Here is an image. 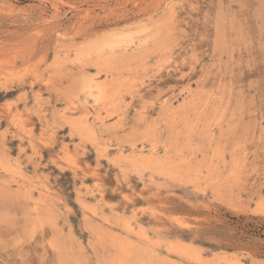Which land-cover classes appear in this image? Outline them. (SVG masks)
Returning a JSON list of instances; mask_svg holds the SVG:
<instances>
[{
    "label": "rangeland",
    "instance_id": "obj_1",
    "mask_svg": "<svg viewBox=\"0 0 264 264\" xmlns=\"http://www.w3.org/2000/svg\"><path fill=\"white\" fill-rule=\"evenodd\" d=\"M117 260L264 264V0H0V264Z\"/></svg>",
    "mask_w": 264,
    "mask_h": 264
},
{
    "label": "bare ground",
    "instance_id": "obj_2",
    "mask_svg": "<svg viewBox=\"0 0 264 264\" xmlns=\"http://www.w3.org/2000/svg\"><path fill=\"white\" fill-rule=\"evenodd\" d=\"M111 78H112V77H111ZM113 82H114V81H113ZM98 86H99V85H98ZM14 117H15V116H14ZM169 126H170V125H169ZM171 128H172V127H171ZM171 128H170V129H171ZM92 132H93V131H92ZM158 160H159V159H158ZM161 162H162V161H161ZM167 162H168V161H167ZM185 162H186V161H185ZM187 162H188V161H187ZM157 163H159V162H157ZM164 163H165V162H164ZM159 164H160V163H159ZM168 164H169V163H168ZM174 164H175V163H174ZM3 165H4V163H3ZM157 167H158V166H157ZM104 203H105V202H104ZM97 208H98V207H97ZM94 211H95V210H94ZM98 211H99V210H98ZM98 213H99V212H98ZM125 225H126V224H125ZM130 228H131V227H130ZM120 246H121V245H120ZM126 246H127V245H126ZM177 248H178V247H177ZM177 248H176V249H177ZM179 250L182 251L184 254L186 253V249H185V248H182L181 246H180V248L178 249V251H179ZM189 252H190V251H189ZM200 253H201V252H200ZM194 254H195V253H194ZM186 255H187V254H186ZM191 255H192V253H191ZM216 255H217V254H216ZM190 257H191V256H190ZM221 257H222V256H221ZM224 257H225V256H224ZM196 258H197V257H196ZM196 258H194V259H196ZM198 258H199V256H198ZM198 258H197V259H198ZM208 259H209V258H208ZM217 259H218V258H217ZM222 259H223V258H222ZM222 259H221V260H222ZM225 259H226V257H225ZM225 259H224V260H225ZM118 260H119V259H118ZM118 260H117L116 262H118V263L120 264V262H119ZM175 260H176V259H175ZM200 260H201V259H200ZM219 260H220V259H219ZM231 260H232V259H231ZM122 261H123V260H122ZM203 261H204V260H203ZM233 261H234V260H233ZM233 261H230V260H229L230 263L233 262ZM116 262H115V263H116ZM181 262H182V261H181ZM223 262H224V261H223ZM234 262H236V260H235ZM237 262H238V261H237ZM131 263H132V262H131ZM213 263H215V262H213ZM225 263H226V262H225ZM122 264H127V263L124 261ZM132 264H133V263H132ZM135 264H136V263H135ZM207 264H208V262H207ZM218 264H219V263H218ZM231 264H232V263H231ZM233 264H234V263H233ZM238 264H240V262H239Z\"/></svg>",
    "mask_w": 264,
    "mask_h": 264
}]
</instances>
